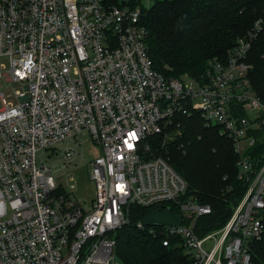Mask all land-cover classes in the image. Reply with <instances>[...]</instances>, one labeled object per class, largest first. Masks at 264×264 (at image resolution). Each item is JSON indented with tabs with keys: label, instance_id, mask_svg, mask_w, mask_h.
I'll list each match as a JSON object with an SVG mask.
<instances>
[{
	"label": "built area",
	"instance_id": "1",
	"mask_svg": "<svg viewBox=\"0 0 264 264\" xmlns=\"http://www.w3.org/2000/svg\"><path fill=\"white\" fill-rule=\"evenodd\" d=\"M131 1L0 0V59L10 64L3 72L0 62V78L21 88L15 103L0 91V264H122L117 232L133 207L157 206L181 224L137 227L182 251L184 264H253L252 244L264 238V102L247 57L264 19L200 77H168L148 51L143 5ZM195 114L231 140L246 186L210 230L212 207L187 197L188 182L148 142ZM85 138L100 150L89 161L91 210L66 190ZM61 146L54 169L39 153L50 159Z\"/></svg>",
	"mask_w": 264,
	"mask_h": 264
},
{
	"label": "trees",
	"instance_id": "2",
	"mask_svg": "<svg viewBox=\"0 0 264 264\" xmlns=\"http://www.w3.org/2000/svg\"><path fill=\"white\" fill-rule=\"evenodd\" d=\"M106 6L117 0H104ZM132 6L141 4L132 0ZM264 19V0H155L143 6L141 23L148 31L147 47L156 69L168 77L185 74L200 77L209 62L224 60L238 38ZM247 62L253 92L264 102V22L252 43ZM178 133L149 138L162 155L188 182L187 197L212 207L208 229L225 223L243 196L246 186L238 179V157L231 140L217 127L205 126L199 115L180 119ZM174 132V131H173ZM150 209L133 207L132 224L117 232L116 256L122 264H184L182 251L162 245L150 229L137 227ZM171 211L182 213L179 208ZM253 264H264V238L252 244Z\"/></svg>",
	"mask_w": 264,
	"mask_h": 264
},
{
	"label": "rangeland",
	"instance_id": "3",
	"mask_svg": "<svg viewBox=\"0 0 264 264\" xmlns=\"http://www.w3.org/2000/svg\"><path fill=\"white\" fill-rule=\"evenodd\" d=\"M127 0H117L118 4H123ZM141 5H143L146 8H150L155 0H140ZM1 64L3 65V72H7L9 69V58L6 56L1 57L0 59ZM21 89L17 84H14L13 82H10L7 80L6 76H3L0 78V91L3 93V97L7 99L10 103H15L16 98L15 94L16 91ZM4 104L2 100L0 99V108H3ZM168 139L167 137H163V140L161 143H164V141ZM64 149L61 147L58 148L59 155H55L52 158L49 159V156L52 154V152L49 151H43L40 152V156L43 161H51V165L56 169L59 165V157L61 154V150ZM77 151L79 156H77L73 162V168H74V181L70 182L66 186V190L71 192L72 199L77 202L84 210H91L94 203L95 198V191L96 186L95 183L90 178V166L89 161L92 160L95 156H97L100 153L99 149H96L91 140L88 138L84 139V142H82L81 146L77 148ZM155 152V151H154ZM40 162V160H39ZM56 176L60 174V171L55 172ZM69 184H74L75 188L71 190L69 188Z\"/></svg>",
	"mask_w": 264,
	"mask_h": 264
},
{
	"label": "water",
	"instance_id": "4",
	"mask_svg": "<svg viewBox=\"0 0 264 264\" xmlns=\"http://www.w3.org/2000/svg\"><path fill=\"white\" fill-rule=\"evenodd\" d=\"M141 224L144 227L154 224L179 225L181 224V215L165 211L163 206H157L141 220Z\"/></svg>",
	"mask_w": 264,
	"mask_h": 264
},
{
	"label": "snow or ice",
	"instance_id": "5",
	"mask_svg": "<svg viewBox=\"0 0 264 264\" xmlns=\"http://www.w3.org/2000/svg\"><path fill=\"white\" fill-rule=\"evenodd\" d=\"M133 135H134V133H133Z\"/></svg>",
	"mask_w": 264,
	"mask_h": 264
}]
</instances>
